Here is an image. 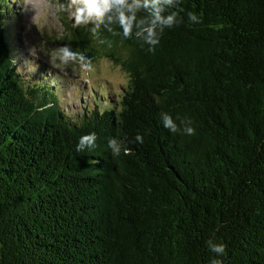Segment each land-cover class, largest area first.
Wrapping results in <instances>:
<instances>
[{
	"label": "trees",
	"instance_id": "obj_1",
	"mask_svg": "<svg viewBox=\"0 0 264 264\" xmlns=\"http://www.w3.org/2000/svg\"><path fill=\"white\" fill-rule=\"evenodd\" d=\"M66 3L73 51L110 57L128 83L69 114L48 79L19 74L0 0V264H209L210 238L224 264H264V0H181L154 52L118 25L73 27ZM113 137L129 154L112 156Z\"/></svg>",
	"mask_w": 264,
	"mask_h": 264
},
{
	"label": "rangeland",
	"instance_id": "obj_2",
	"mask_svg": "<svg viewBox=\"0 0 264 264\" xmlns=\"http://www.w3.org/2000/svg\"><path fill=\"white\" fill-rule=\"evenodd\" d=\"M10 2L13 10L5 28L10 34L17 70L28 82L48 79L69 114L90 111L97 101L105 106L106 101L120 98L129 77L110 57L88 58L90 70H82L75 63L52 67L51 55L69 44L59 18V0H29V12L23 11V0Z\"/></svg>",
	"mask_w": 264,
	"mask_h": 264
},
{
	"label": "clouds",
	"instance_id": "obj_3",
	"mask_svg": "<svg viewBox=\"0 0 264 264\" xmlns=\"http://www.w3.org/2000/svg\"><path fill=\"white\" fill-rule=\"evenodd\" d=\"M180 3L181 0H67V3L62 4L60 8L67 12L68 18L73 21V27L91 25L89 31L94 38L100 35L102 28L119 35L120 33L112 28V25H118L125 39L134 37L138 42L148 45V51L154 52L165 29L180 23L178 13L168 11ZM22 6L23 11H31L29 0H23ZM141 12L144 15L141 16ZM187 17L191 23L201 22V18L192 11L187 12ZM50 63L56 68L73 63L79 64L82 70H90L91 67L90 60L83 53L73 51L69 44L57 48L51 55ZM160 118L163 126L172 133L195 135L193 121L189 117L178 115L174 119L169 113L162 112ZM96 140L95 132L85 134L80 138L76 150L84 152L85 149H92ZM135 142L142 144L143 135L138 133ZM108 147L114 158L119 157L122 151L125 155L129 154L128 149L117 137L109 140ZM205 243L209 251L214 254L209 264H224V260L219 257L226 255V245L216 242L214 238H210Z\"/></svg>",
	"mask_w": 264,
	"mask_h": 264
}]
</instances>
